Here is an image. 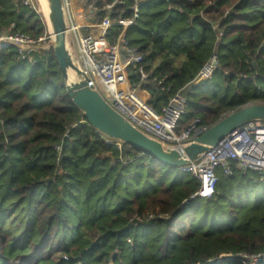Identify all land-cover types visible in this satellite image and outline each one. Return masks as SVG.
<instances>
[{"label":"trees","instance_id":"obj_1","mask_svg":"<svg viewBox=\"0 0 264 264\" xmlns=\"http://www.w3.org/2000/svg\"><path fill=\"white\" fill-rule=\"evenodd\" d=\"M74 1L84 23L128 18L139 2L126 40L151 78L137 91L157 111L184 93L177 134L194 119L209 129L264 105V0ZM10 25L35 38L46 31L42 16L19 0H0V31ZM119 32L109 29V44ZM214 51L219 69L198 82ZM126 76L138 82L134 69ZM216 176L211 198L192 197L190 174L88 125L66 94L52 48L35 66L12 47L0 50V264H210L221 253H264L261 175L217 169Z\"/></svg>","mask_w":264,"mask_h":264},{"label":"built area","instance_id":"obj_2","mask_svg":"<svg viewBox=\"0 0 264 264\" xmlns=\"http://www.w3.org/2000/svg\"><path fill=\"white\" fill-rule=\"evenodd\" d=\"M28 11L39 14L36 0H19ZM85 2V0H82ZM168 1V0H167ZM192 1V0H189ZM115 2L104 7L110 10ZM209 5V3H207ZM67 21V34L70 47H74V59L78 69L88 77V86L93 85L103 99L134 127L143 133L170 145H181L202 135L207 129L199 119H194L180 133H176V125L185 113L186 98L182 91L170 96L160 111L151 107L138 93L141 84L149 81L150 74L142 65V55L131 48L126 40V30L134 25L138 17L139 2L131 6L130 17L105 16L98 23H84L78 5L74 0H63ZM95 11L92 5H86V12ZM231 13V11H227ZM46 31L38 37L14 32L12 25L0 31V50L14 48L18 60L35 66L37 55L48 51L54 43V36L45 21ZM112 26L120 28L113 43L109 44L106 37ZM219 22L212 24L217 31V38L223 36L218 29ZM90 28L87 33L81 29ZM132 68L138 76V82L131 84L126 70ZM219 69L218 55L214 51L198 70L195 80L209 81ZM154 80V79H153ZM160 84V83H159ZM119 145V144H118ZM57 162L60 160L61 146L56 145ZM220 169L225 176H231L233 170L241 173L255 172L264 180V122H249L237 127L205 156L196 163L176 169L190 174L197 183L192 197L209 199L215 193L217 182L216 170ZM152 218L151 215L148 216ZM225 261H237L241 264H264V253H221L206 263L220 264ZM107 264H112L111 262Z\"/></svg>","mask_w":264,"mask_h":264},{"label":"water","instance_id":"obj_3","mask_svg":"<svg viewBox=\"0 0 264 264\" xmlns=\"http://www.w3.org/2000/svg\"><path fill=\"white\" fill-rule=\"evenodd\" d=\"M48 27L54 36L51 46L65 83L66 94L88 125L104 140L128 145L172 169L196 163L218 142L239 126L264 122V105H248L221 119L202 135L181 145L163 143L134 127L114 110L79 69L70 53L63 0H43Z\"/></svg>","mask_w":264,"mask_h":264},{"label":"bare ground","instance_id":"obj_4","mask_svg":"<svg viewBox=\"0 0 264 264\" xmlns=\"http://www.w3.org/2000/svg\"><path fill=\"white\" fill-rule=\"evenodd\" d=\"M38 2H39V7H41L40 9H41V12H43V15H44V18H45V21H46V23L48 24V22H47V15H46V11H45V6H44V1L43 0H38ZM45 11V12H44Z\"/></svg>","mask_w":264,"mask_h":264},{"label":"rangeland","instance_id":"obj_5","mask_svg":"<svg viewBox=\"0 0 264 264\" xmlns=\"http://www.w3.org/2000/svg\"><path fill=\"white\" fill-rule=\"evenodd\" d=\"M37 1V0H36ZM38 5V4H37ZM38 6H40V5H38ZM41 7H39V15L40 16H42V18H43V20H44V22H45V18H44V15H43V12H41V9H40ZM45 12V11H44ZM70 49V53L72 54V56L74 57V55H75V49H74V47H69Z\"/></svg>","mask_w":264,"mask_h":264},{"label":"crops","instance_id":"obj_6","mask_svg":"<svg viewBox=\"0 0 264 264\" xmlns=\"http://www.w3.org/2000/svg\"><path fill=\"white\" fill-rule=\"evenodd\" d=\"M37 2V4L39 5V2H38V0L36 1ZM82 20V17H81V15H80V17H79V21H81ZM90 31V28H83V29H81V33H87V32H89Z\"/></svg>","mask_w":264,"mask_h":264}]
</instances>
